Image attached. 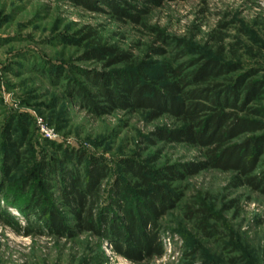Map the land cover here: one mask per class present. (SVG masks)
Returning <instances> with one entry per match:
<instances>
[{
    "label": "rangeland",
    "instance_id": "374dc122",
    "mask_svg": "<svg viewBox=\"0 0 264 264\" xmlns=\"http://www.w3.org/2000/svg\"><path fill=\"white\" fill-rule=\"evenodd\" d=\"M127 1L144 10L132 11L141 15L139 23L120 20L106 4L89 10L71 0H0V264H264V196L237 187L235 173L207 169L173 181L178 201L159 228L165 253L143 263L116 254L104 238L48 233L43 205L32 203L31 190L18 188L35 175L33 189L70 223L59 201L60 175L37 178L46 156L62 161L65 152L82 150L88 159L99 158L110 170L105 199L117 179L131 182L123 172L126 159L155 175L171 167L184 173L182 166L205 159L203 149L153 136L157 129L179 127L172 118L151 122L144 112H100L76 98L77 85L96 92L87 78L92 73L131 69L153 78L167 69L169 77L170 70L188 76L200 62L216 58L240 67L219 83L239 77L264 82V0ZM106 47L128 58L116 65L112 52L90 58ZM56 71L63 76L55 78ZM252 106L264 107V93ZM7 152L20 155L9 173ZM260 165L263 172L264 157ZM28 202L33 210L26 212Z\"/></svg>",
    "mask_w": 264,
    "mask_h": 264
},
{
    "label": "trees",
    "instance_id": "16d2710c",
    "mask_svg": "<svg viewBox=\"0 0 264 264\" xmlns=\"http://www.w3.org/2000/svg\"><path fill=\"white\" fill-rule=\"evenodd\" d=\"M87 9L99 10L107 5L121 18L139 23L144 10H138L127 0H71ZM160 4L162 0H146ZM138 13L132 14V11ZM110 52L114 65L121 64L127 54L118 55L113 48L97 49L90 58L105 59ZM164 69L162 75L151 78L131 69L111 73L88 75L95 93H88L78 86L72 94L96 111L121 109L132 113L144 112L149 121L163 117L180 123L177 128L155 130L153 136L166 144L181 143L203 149L205 159L200 163L182 166L184 173L171 167L166 172L153 174L141 163L130 159L123 161V172L131 182L117 179L107 199L103 183L109 178L108 165L99 158L88 159L82 150L65 152L62 161L42 159L37 178L47 179L54 173L60 175L59 201L72 217L71 222L63 217L48 199H42V191L31 186L35 175L23 181L18 188L32 191L33 202L40 210L43 227L48 233L75 238L90 234L104 238L116 254L127 261L143 263L164 255L165 248L160 238V220L177 204L171 189L173 181L200 174L212 169L235 173L237 187H246L264 196V170L259 172L264 157V107L255 108L264 93L263 81H248L244 77L231 78L230 83L220 80L240 71V67L225 64L219 59L200 62L188 76L182 71ZM253 76L258 73L252 70ZM63 73L56 71L55 78ZM99 97L106 107L98 106ZM4 170L9 173L20 165L19 153L7 152ZM74 163V165H73ZM85 164V165H84ZM84 165L83 169L79 166ZM24 207L33 210L31 202ZM33 204V205H34ZM10 219V218H9ZM12 220V219H11ZM13 222V220H12ZM31 235V231L25 232Z\"/></svg>",
    "mask_w": 264,
    "mask_h": 264
},
{
    "label": "bare ground",
    "instance_id": "6f19581e",
    "mask_svg": "<svg viewBox=\"0 0 264 264\" xmlns=\"http://www.w3.org/2000/svg\"><path fill=\"white\" fill-rule=\"evenodd\" d=\"M21 240H23V241H27V239H26V238H23V239H21Z\"/></svg>",
    "mask_w": 264,
    "mask_h": 264
},
{
    "label": "built area",
    "instance_id": "2783aa9c",
    "mask_svg": "<svg viewBox=\"0 0 264 264\" xmlns=\"http://www.w3.org/2000/svg\"><path fill=\"white\" fill-rule=\"evenodd\" d=\"M110 246V245H109ZM110 248L112 249V246H110Z\"/></svg>",
    "mask_w": 264,
    "mask_h": 264
}]
</instances>
